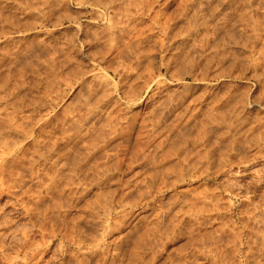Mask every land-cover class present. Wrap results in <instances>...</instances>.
<instances>
[{"label":"rangeland","instance_id":"1","mask_svg":"<svg viewBox=\"0 0 264 264\" xmlns=\"http://www.w3.org/2000/svg\"><path fill=\"white\" fill-rule=\"evenodd\" d=\"M146 1L147 0H145V2ZM212 1H214V2H212ZM217 1L218 0H216V1L215 0H148L149 3L148 2H146L147 4L144 3L147 6L144 5L143 13L141 14V16L136 17V18L134 17L135 19L132 21L133 23H135L134 25L137 24L136 28L138 27L137 29L140 30V33L142 34V32H143V34H144V35L142 34L143 37L141 35H139V39H140V41L142 40V38H143V40L145 39L144 41H142V42H145V44L143 43L144 45L142 44L143 45L142 46L141 43H139L142 47H140V45H139L138 49L136 50V52L134 54L131 51L129 53L128 48H126V50H128V51H126L124 49L125 52L123 51L124 52L123 55L122 54L117 55V51L114 50L109 55L115 57L117 62H115V60L114 61L112 60V59H114L113 57L110 58L111 56L110 57L108 56L107 57L108 59L106 58L103 62L101 61V63H99V60H101L100 55H99V54H101V52L99 53V51L102 50V52L103 51L106 52V49H101L102 46H103L102 48H106V46H104L102 40L100 39L101 36L103 35V33H105L103 31L104 30L103 26L106 23L105 22L106 19L105 18L103 19V17H98L96 15L97 11L98 12L101 11L98 8H95L92 5L90 6V4H87V3H85V4L80 3L78 1L80 3L79 4L75 0H23V1L22 0H15V1L14 0H0V32H2V30L5 33L7 32L6 34L0 33L1 34L0 35V50H1L0 51V55H1L0 60L2 61V62L0 61V82H1L0 87L1 86L3 87V83H2L3 81H1V80L4 79L5 80L4 82L6 83L5 90L7 89V91H9V92L5 91L7 94L5 96V99H6V97H8L11 94L7 98L9 100V102L7 104H9L11 102L10 103L11 105H8V106L10 107V109L12 111H10V109H7L8 111H10V112L15 111L14 113H17V110L20 109L18 106L23 102L24 104L23 103L22 104L25 105V107L21 104L23 107L22 113H25V114L27 113L28 115H31L32 113L38 112V114L36 113L37 115L41 114V116H39V118L37 117L36 114H34V116H33V118L35 116L37 117L38 124L42 123V121H44V119L46 120L47 118L53 117L54 115L56 116V114H57L56 118L58 120L59 119L61 120L60 117L67 118L68 116H72V113L76 114L75 111L78 110L77 107L79 108L80 107L79 105H81L79 103H83L84 100L87 98L86 96L88 93V89L92 84H94L95 79L99 78V77L103 79L104 77H106L105 79H106L107 86H105V87L103 86L104 87L103 89L106 90L104 92V94L108 95V96H106V98H104L105 95H102V98H104V99L101 98V100H100L102 107L105 105L104 109L102 107L101 108L106 113H102L103 115L101 114V116L99 115L100 120L98 119L99 118L98 117L93 121L94 123L92 122L94 124V127L97 125V123L99 124L94 128V129H96L95 130L96 132H97L98 127H101L100 130L103 129L102 131L104 132L105 140H103L104 142L100 141L98 143V145H100L99 146L100 149L97 152H95L94 155L96 156L95 159H97L98 161L99 160L101 161V162L99 161L100 163L106 162L108 164H112V162H113V164H117L118 170H117V172L114 173V176H113L114 178L112 177L113 179L111 178L107 182L108 184L105 183L98 188L93 187V186L89 187V190L87 189L83 193L84 195H82L80 200L77 202V204H78L77 207L74 208L72 206L68 209L69 212L66 211V212H68L66 214L68 216L67 219L70 217H75L79 214L81 215V212H82V211H80L81 207H82L81 205L84 206V204L88 202V199L89 200L91 199L90 201L92 202V199L95 198L97 200L99 198L98 196L100 194H101L100 195V197H101L102 194L104 195V194H106V192H108V193L110 192V194H112V195L114 194V197L115 196L118 197V195H120V194L122 195V194L128 193L127 195L126 194L124 195V197L125 196L128 197V198L126 197L127 200L125 199L126 204L123 208L120 209L124 213V214L121 213L123 215V217L121 215L120 217H122V218H120V220H119L122 225L121 224H120V226L116 225L117 229H116V226H114L115 228L112 227L113 230L111 228L110 230L109 229L105 230L106 232L101 231V230L95 231V232H97L96 237L99 236V238H97V240H98L97 246L99 248H103V249H101V251L98 250V253H97L95 258H97L98 255L101 258L104 256L106 258L105 253H107L108 259L106 258V261H107L106 264H109V262H111L112 260H114L113 262H115V261L117 262V255H115L116 256V258H115V256H113V254H114L113 252H115L114 247L117 244L116 242H118V241L122 242L121 245H123L120 248L121 250H119L121 252V254L119 253L120 255L118 256L119 259L122 258V260H120L121 264H149V262H150V264H205L204 263V254H203L204 253V246L202 244L204 241L207 242L208 240L211 239V238L209 239V236H207V234H209L210 237H213V239H211V242H210L212 244H209V241L207 242L209 245H211L210 247H212L214 244L216 245V243L218 242L216 246L214 245L215 247L218 246L217 248H219L217 250H218V255H219L218 260L219 259L220 260L217 262L220 263V261L223 258H225L223 260H225L226 263H225V261L222 260L220 264H230V262H227L233 257V252H231L232 250H230L229 253L227 252L229 250L228 246L230 245L229 240L227 241V239H230L229 238L230 237V229L233 230L232 227H234V226H237V227H234V229L235 228L237 230L243 229L240 225L242 218H245L246 216L250 218L251 217L250 213L252 214V217L249 220V224L254 228L256 227L255 228L256 233H253V236L255 235L254 236L255 238L252 236L253 244L255 241H256L255 242L256 244L255 245L252 244V247L253 248L255 247V248L254 249L252 248V250L250 252L255 256L258 252V250L257 251L255 250L256 247L258 246V248H259L260 245L262 243H264V240H262V238H264V236H262V235H264V233H262V232H264V231H260V230L264 229V227H262V226H264V221H262V220H264V218H262V216H264V212L259 213L260 211H264V210H262V209H264V208H262V207H264V183L257 182L258 176L260 174L264 173V172H262V171H264V132H261V130H257V129H254L255 131L249 130L246 127V123H248L249 121H253L254 118L255 119L253 122H255V120H258L259 118H260L259 121H261V122L264 121V105H261L260 106L261 108L256 105V103H257L256 101H258L260 99L256 100L254 103V100L259 97V96L257 97L256 95L260 94V90H259V87L257 85V82L251 77L252 71H251V68H250L248 61L246 59V54H245V50H244L245 47L243 46V44H241L243 41H245V39L243 38L244 35L241 34L240 32H237L238 33L237 34L235 32V30H230L232 28V26H227L225 29H220L219 28L220 25H218V24H211L212 26L209 25L210 27L209 26L208 27L210 29L207 27L206 30H208V31H204V33H200L199 35H201V36L196 35L195 37L198 36L197 38H195V37L187 38L183 34V33L187 32V29L185 27L189 26V23H187V22H188V20H191V17H197V18H198V16L200 17L202 15V12H205V10L208 9L209 4H216L215 2H217ZM242 1L243 0H241V1L236 0V2H239L240 4L242 3ZM245 1H248V0H244L243 2H245ZM249 1L248 2L250 4V6H252V7H250V8L248 7V9H251L254 14H260V13L264 12V5H261V4H264V0H249ZM181 2H182V4L183 3L184 4L182 5ZM48 5H52L53 9L51 12L52 13L54 12V13L53 14L51 13L50 21L45 23L44 26L40 25L38 23V19L35 20V17L31 18V16H29V15H31V13L33 11L34 12H36L37 10L39 11L40 7L43 10ZM124 6L126 7V2H124L123 7ZM150 6H151V9H150ZM5 7H7V8H5ZM147 7L150 10V12H149V10H147ZM129 8L131 11L134 9L133 7H129ZM41 9H40V11H41ZM197 9H200V11ZM29 11H30V13H29ZM79 11H80V13H79ZM57 12H58V14H57ZM134 12L136 13L137 11L133 10V12H131V13H134ZM147 12H149V15ZM158 12L163 13L162 15H164V17L161 14H160L161 15L160 16ZM61 13L63 14V16ZM198 13H201V14L199 15ZM146 15L148 17H146ZM151 15H153L154 17L151 18ZM167 15L170 19L172 17L173 18L175 17V19H176V17H177L178 18L176 20L177 25H175L174 29L170 32L171 34L168 33V35L160 37L158 35L159 33L157 30L161 27V23H162V21H164L165 18H167ZM170 15H172V16L170 17ZM184 15L186 16V18L184 17ZM24 16H25V18H24ZM58 16H60V17L62 16L60 18V21H56ZM135 16H138V15H135ZM142 16H144V17H142ZM179 18H182L184 21L181 22V20ZM175 19H173V20L175 21ZM21 20H25L26 23H25V21H21ZM35 21H37V22H35ZM32 22H34L35 25H34V23L32 24ZM30 23H31V25H33V26H31L32 28L30 27ZM183 23H184V25H183ZM121 25L126 28L125 33L127 35V33H128L127 28L129 29V27L127 26L128 24L127 23L124 24V22H123V24L121 23ZM153 25H155V26L153 27ZM141 30H144V31H141ZM177 30H179V32H177ZM129 31L130 32L128 33L127 37L124 35L125 33L123 34V36L125 37V40H124V37L122 36L125 43H126V39L127 40L130 39L129 34H130V36L132 34V32H131L132 29L131 30L129 29ZM145 34H146V36H145ZM171 35L172 36L175 35L172 38L173 40H171V37H172ZM238 36H240L241 39ZM96 37H98V38L100 37L99 40H98V38L95 39ZM146 37H149V38H146ZM158 37H160L162 39L161 41H163L161 48L159 47L160 46V43H159L160 38L158 39ZM122 38L120 37L121 41L118 38V41H119L118 44H120V43L122 44ZM156 39H158V40H156ZM132 40L130 39V42H132ZM148 40H150V41H148ZM227 40H228V43H227ZM124 41H123V44L125 46ZM128 42H129V40H128ZM65 43L66 44L68 43V44L66 45ZM229 43H231V44H229ZM232 43H234V44H232ZM222 44H223V46H222ZM146 46H148V47H146ZM247 46L249 47V43H247ZM68 47H71V48H68ZM118 47H119V45H118ZM125 47H123V48H125ZM48 49H49V51H48ZM56 49H57V51H56ZM119 50L122 51V48H120ZM138 50H140V51H138ZM143 50H145V51H143ZM46 51H48V53ZM55 51H56V53H55ZM91 51H92V54H91ZM203 51H204V53H203ZM237 51H239V52H237ZM242 51L244 52V54ZM66 52H70V53L67 54ZM113 52H116V53H113ZM123 52H121V53H123ZM69 54H71V55H69ZM139 54L141 55V57ZM136 55L139 56V62H137L136 61L137 59H135V57H134ZM71 56H73V59H71L72 58ZM74 56L76 57V59H74L75 58ZM138 56H136V58H138ZM67 57H69V58L71 57L70 60L67 59ZM49 58H50L51 62H52V59L56 60V62H55L56 73H53V76H55L53 78H52V76H49L50 74L49 75L47 74L48 68L46 67L47 66L46 63L49 61L48 60ZM109 58L111 59L110 62L112 65H110V62L108 61ZM127 59H129V60H127ZM167 59H169V60H167ZM66 60H69L70 62L68 61V63H67ZM76 60H77V62H75ZM31 61H32V63H31ZM57 61L59 62V64ZM73 61L75 62V64L78 63V66H79L81 72L83 73L81 77H79V76L77 77L75 74H73V68H74L72 66V65H74ZM127 61L129 63H127ZM191 61L195 62V64H193ZM51 62H48V64ZM120 62H122V64ZM190 62L192 63L191 65L188 64ZM202 62L203 63L207 62L206 64L208 66L205 63L203 64ZM23 63H25V64L27 63L28 65L26 64V66H25V64H23ZM161 63H163V64L161 65ZM108 64L110 66H108ZM120 64L123 66H121ZM196 64H198V66H196ZM32 65H34V66H32ZM49 65L51 66L52 64H49ZM81 65H83V66H81ZM145 65L147 68L145 67ZM42 66H43V68H42ZM58 66H59V69H57ZM112 66H114V68ZM201 66H202V68H201ZM69 67H72V69ZM115 67H117V68H115ZM122 67H123V69H122ZM185 67H187V68H185ZM199 67L201 68V70H198V69H200ZM117 69H118V71H119V69H120V71H124V69H125L124 72H125V74H128V75L124 74L121 78L118 77L116 74L118 72ZM84 70H85V72H84ZM138 70H140V71H138ZM172 70H174V71H172ZM126 72H128V73H126ZM142 72H144V73H142ZM45 73H46V75H45ZM54 74H56V75H54ZM203 74H205L206 76L205 75L202 76ZM214 74H217L218 76L215 75L216 77H214ZM201 76L205 77V79L201 78ZM2 77H3V79H2ZM206 77H209V78H206ZM47 78L48 79L50 78V79L48 80ZM29 79H31V80H29ZM67 79H69V80H67ZM14 80L16 83L14 82ZM7 81H8V83H7ZM46 82L49 84H47ZM95 87H97L96 83H95ZM34 88H36V89H34ZM108 91H109V94H107ZM225 91H228V92H225ZM234 91H235V94H234ZM29 92H30V94H29ZM44 92L46 93V95ZM229 92L230 93L232 92V94H234V95L237 94V96L238 95L240 96L242 94V96L244 97L243 107L241 108L242 112H244L242 114H244V115L241 118L239 117L241 120L239 118L238 119L234 118L236 116H234L235 114H234V112H232L233 111L232 106L230 108L231 104L228 105L229 103L225 100L226 97L228 98ZM246 93H248V94H246ZM99 94H100V92H99ZM99 94L97 93V95H99ZM16 95L18 97H21L22 99L16 97ZM224 95H226V96H224ZM255 96H256V98H255ZM12 98H15V99H12ZM253 98H254V100H253ZM18 99L21 103L18 101ZM105 99H106V101H104ZM107 99H108V102H107ZM13 100L14 101L16 100L15 101L16 104H18V103H20V104H18V106L15 107V104L14 105L12 104V103H15ZM38 100L40 101V103ZM95 100H96V98H95ZM109 100H110V102H109ZM252 100H253V102H252ZM33 101H34V103H33ZM93 101H94V99H93ZM27 102H28V104H27ZM35 102H36V104H35ZM105 103H110V105L109 104L106 105ZM160 103H162V104H160ZM26 104H27V106H26ZM37 105H38V107H37ZM226 105H228V106H226ZM75 106H77V107H75ZM195 108H196V110H195ZM13 109H14V111H13ZM29 109L30 110L33 109L35 112L33 110L30 111ZM46 109H48V110H46ZM28 110L30 112H28ZM103 110L101 112H103ZM157 110H159V111H157ZM43 111H44V113H43ZM200 111H202V112H200ZM67 113H70V114H67ZM108 113L110 116V117H108L109 121L107 118H104L105 117L104 114L107 115ZM27 114H26V116H27ZM66 114H67V116H66ZM213 114H214V116H213ZM229 114H231V115H229ZM245 115L247 118L244 117ZM112 116H113V118H112ZM218 116L222 119V125L220 123L221 119ZM231 116H233V117H231ZM80 117H81V121H82V119H84L83 118L84 116H80ZM148 117H150L151 119ZM243 118H244L245 124L243 122ZM50 119H52V118H50ZM184 119L186 122L184 121ZM229 119H231V120H229ZM235 119L237 120L238 123H234V122H236V121H234ZM98 120H99V122H98ZM153 120H154V122H153ZM215 120L218 122H216ZM35 121H37V120L36 119L33 120L34 123H35ZM228 121H231V123L233 122V124H231L230 122L228 123ZM82 122H84V120ZM152 123H154L156 125V127L152 126ZM197 123H199V124H197ZM38 124H34V126H36ZM234 124L235 125L238 124V126L236 125L237 127H235ZM239 124L240 125L242 124V126H240ZM39 125H41V124H39ZM115 125H116V127H115ZM233 125L235 128L233 127ZM113 126L115 128H113ZM206 127H207V130H206ZM203 128H205V129L203 130ZM199 129H200V131H199ZM152 130H153V132H152ZM107 131H108V133H107ZM233 132L234 133L236 132L237 134L235 133V135H234ZM241 132H244V133H241ZM181 133H182V135H181ZM252 133H254V134H252ZM143 135H145V136L143 137ZM209 135H210V137H209ZM206 137L208 138V140L206 139ZM29 139H30L29 137H26L25 142L29 141ZM213 139H214V141H213ZM203 140L204 141L206 140L208 143L206 141L204 142ZM248 141H250V142H248ZM158 142H159V144H158ZM229 142H230V144H229ZM257 143H259V144H257ZM118 146H119V148H118ZM154 146H156V147L154 148ZM192 146H193V148H192ZM137 147H138V149H137ZM240 151H242V152H240ZM194 152H196L197 154ZM166 153L168 156L165 155ZM101 154L103 155V157ZM188 154L190 156H192L193 158L194 157L195 158L193 159L192 157H189ZM187 155L189 157V158H187L188 160L186 159ZM236 155H238V156H236ZM107 156H110V157H107ZM182 156H183V158H182L183 161L181 159ZM196 156L198 157L197 158L198 160L196 159ZM201 156H203V157H201ZM162 158H163V160H162ZM201 158H204V159L201 160ZM179 159H181V160H179ZM185 159H186V161L184 162ZM232 159H233V161H232ZM91 160H94V157H91ZM115 160L117 162H115ZM131 161H132V163H131ZM162 161H164V162H162ZM180 161H182V162H180ZM197 161H199V162L197 163ZM152 162H154V163H152ZM175 162H177L178 165L182 163L183 166H185L187 168H188V165H190L189 167L190 168L192 167L193 168L192 170H194V172L189 168L190 170L188 169L187 171H185L183 173V176L175 183V185L170 186L168 184L167 185L168 187H166V185L162 186L163 185V183H161L162 180L167 181L170 177L173 176V170H176V168L179 167L177 165V163H175ZM187 162H189L188 165L186 164ZM213 163H215L216 165ZM173 166H174V168H173ZM175 166H178V167L175 168ZM201 166L202 167L204 166L202 168L204 170H202V171H200ZM171 167L173 168V170ZM135 170H136V172H135ZM137 170H138V172H137ZM167 170L168 171L170 170V171L168 172ZM139 171L140 172L142 171V172L140 173ZM151 171H153V172H151ZM205 171H207V172H205ZM192 173H194L195 175ZM144 175H145V177H144ZM168 175H172V176L167 177ZM145 178H146V180H145ZM149 179L150 180L152 179V180L150 181ZM170 179L168 181H170ZM86 180L85 181L82 180V181L86 182ZM82 181L79 184L80 186L78 185L79 187L85 186V183L83 184ZM230 181H232V182H230ZM144 182H146L148 184V186H150V188L148 187V189H150V190L149 191L146 190L148 192V194H147V192H145V189H147V188L146 187L144 188V186L146 185ZM157 185L158 186L160 185L159 186L160 188ZM227 186H229V187L231 186V187L229 188ZM260 186H261V188H260ZM105 187H107V188H105ZM195 187L198 189H195ZM130 189L132 191H129ZM112 191H114V192H112ZM189 192L192 195H190ZM134 193H135V195H134ZM137 193H139V194H137ZM198 193L201 194L202 196L199 195ZM97 194H99V195H97ZM136 194H137V196H136ZM203 194H205V196ZM194 195L196 197H194ZM84 196L86 197V200H85ZM95 196L98 198H96ZM209 196H211L212 198ZM2 197H0V203H1L0 204V206H1L0 207V214L1 215L3 214L5 217L3 215L0 216V220H3V219L5 220L6 216H9V217H7L8 219H6V220H9V218H12L11 219L12 221L10 223L12 225V228H10V227L8 228L9 230L6 234L7 237L5 236L6 241H5V239H3L4 237H2V239L4 240V242L6 244H8L10 246L11 244H9V242L11 239H13V240L16 239V241L21 242L22 236L21 235L19 236V234H21V231L23 232L25 230V228H27L25 230V232L29 233V235L31 234L32 231H35V230H34V228L32 230V227L29 224V220H27L26 216L22 215V212L20 211V209L17 210L18 206H16L15 204H12V202H13V200H11L12 198L11 199L9 197L7 198V196H5V195ZM204 197L205 198L208 197L209 199L207 200V198L205 199ZM210 198L212 199V201L214 200L213 201L214 203L211 202ZM217 198H218V200H217ZM7 199H9V200H7ZM183 200H185V201H183ZM229 200H230V202H229ZM7 201H9V202H7ZM83 202H84V204H81ZM167 202H169V203H167ZM255 202H256V204H255ZM9 203H11L12 205ZM4 204H5V206H4ZM205 204L209 208L206 207ZM164 205H165V208H164ZM197 205H199V206H197ZM217 205H218V207L222 206L221 207L222 209L220 208L221 209L220 210L217 207ZM78 206L80 209L78 208ZM210 206H211V208H210ZM185 207H186V210H185ZM201 207H203V208H201ZM199 208L202 209V211ZM205 208L207 210L210 209L209 210L210 212H205L206 211ZM216 208H217V210H216ZM130 209H132V211ZM223 209H225V210L223 211ZM212 210H213V212H211ZM251 210L253 213L251 212ZM254 210H255V212H254ZM168 211H169V213H168ZM185 211H186V213H185ZM221 211H222V213H221ZM242 211H243V213H241ZM204 212H205V214H204ZM245 212L247 214H245ZM256 212L258 213V215H261V216L259 217ZM76 213H77V215H76ZM172 213H173V215H172ZM219 213L222 215H220ZM224 213H226L225 214L226 217H224ZM254 213L256 214V216L258 218L256 216L255 217L253 216ZM177 214H178V216H177ZM214 214H216V215L219 214V216L218 215L215 216ZM69 215H71V216H69ZM201 216L202 217L206 216L208 218L200 219ZM172 217H174V218H172ZM253 217H254V219H253ZM260 218H261V221H259ZM223 219H225V220H223ZM213 220H215L217 222H215ZM27 221H28V223H27ZM96 221H97V219H96ZM173 221H175V223ZM200 221H202V222H200ZM208 221H210V222H208ZM81 222H83V221H81ZM196 222H198V223H196ZM205 222H207V223H205ZM228 222H230L231 225L234 223L235 224L232 225V227H231L230 223H228ZM92 223H90V224H92ZM217 223H220L221 225L217 224ZM222 223H223V225H222ZM227 223H228V225H227ZM90 224H88V225H90ZM197 224H198V226H197ZM29 225H30V227H27ZM82 225H83L85 230H87V231L91 230L89 228L90 226L87 227V224H85V222H83ZM168 225L171 227H169ZM217 225L220 227V229H217V228H219ZM224 225L225 226L227 225L225 227L226 229H224ZM118 226H119V228H118ZM222 226H223V228H222ZM229 226H230V228H228ZM29 228H31V229H29ZM221 228L223 230H221ZM10 229H12V230H10ZM13 229H17V230H15V232H14ZM19 229H20V232L18 233ZM158 229H161V230H158ZM215 229H216V233L223 231L222 236L220 235L222 233H219L220 240H219V238L216 237V235H218V234L215 233ZM29 230L30 231L32 230V231L30 232ZM151 230H153V231H151ZM224 230L225 231L228 230V231L225 232ZM1 231H2V229H0V232ZM9 231H11L10 235H8ZM257 231H259L260 233ZM13 232L16 235H13L12 234ZM95 232H91V233L94 235ZM98 232H100V235ZM228 232H229V234H228ZM11 234H12V236H11ZM17 234H18V236H17ZM35 234H36V232H34V234H32V237L34 239L36 238L37 242H40V240L38 241V239H40V237H38L39 236L38 233L36 234V236H35ZM150 234H151V236H150ZM260 234H262V235H260ZM164 235H166V236H164ZM199 235H200V237H198ZM204 235H205V237H204ZM258 236H260V238ZM16 237L19 238L20 240L19 239L17 240ZM206 237H207V239H206ZM222 237H223V239H226V240L221 241ZM216 238L219 241L216 240ZM45 239L48 240V238H45ZM257 239H258V241H257ZM214 240H215V243H213ZM244 240H245V238L241 239L240 241L238 240L239 244L243 247L245 245ZM57 241L58 240H56V238L53 239L52 241L49 240V245H48V247H46V250L43 252V255H42L43 261H41L40 264H42V262H44V261H45L44 264H49V263L50 264H65L66 262L68 264H70V263L74 264L75 259L73 260L72 256H70V255L68 256V255H66V253H62V251L58 250L59 245H57L58 244ZM136 241H138V242H136ZM157 241H160V242H157ZM46 242H48V241H46ZM10 243H13L15 245L18 242L15 243V241L13 242L11 240ZM123 243H126V244H123ZM14 245H11L9 247L10 250L8 249L9 250V256H10V254H12V255L14 254V253H11L16 249V245L15 246ZM42 246L43 245H41V247ZM160 246H162V247H160ZM104 247L106 248V250ZM221 247H224V248H221ZM225 247H227V249ZM11 248H13V249H11ZM107 249H108V252H107ZM220 249L221 250L225 249L224 250L225 253L223 251H221ZM230 249H231V247H230ZM149 250L151 253L149 252ZM71 251L76 252L73 249H71ZM102 251H104L105 253ZM219 251H221L222 253L220 252V254H219ZM29 252H30V250L28 251V253ZM226 252H227V254H226ZM99 253H101V254L104 253V255L102 254V256H101V254H99ZM61 254H63V256ZM130 254H131V256H130ZM222 254H224L225 257ZM229 254H231V255L228 257L227 255H229ZM134 255H136V256H134ZM65 256H66V258H65ZM220 256L221 257L223 256V257L221 258ZM237 257L239 260L237 259ZM67 258L69 259V262H68ZM212 258H214V257H212ZM233 258L231 260H234V262H236V263H237V261L240 262V259H242L241 256H238V253H236V257H233ZM94 259H93V261H94ZM110 259H111V261H109ZM70 260L73 262H71ZM144 260H145V262H144ZM211 260H213V259H211ZM262 261H264V260H262ZM116 262H115V264H116ZM254 262H255L254 260H252V262L249 261L250 264H257L256 262L255 263ZM243 263H244V260H243ZM0 264H4V261L0 260Z\"/></svg>","mask_w":264,"mask_h":264},{"label":"bare ground","instance_id":"2","mask_svg":"<svg viewBox=\"0 0 264 264\" xmlns=\"http://www.w3.org/2000/svg\"><path fill=\"white\" fill-rule=\"evenodd\" d=\"M15 1V0H14ZM23 1V0H22ZM76 2H80V3H87V4H90V6L92 5L93 7L95 8H98L99 10L101 11H97L96 12V15L98 17H103V19L105 18L106 19V23L104 24L103 26V31L105 33H103V35L101 36V40L104 44V46H106V48H102L101 49H106V52H102L99 51V53L101 52L100 55V59L99 60V63H101V61L103 62L108 56L110 57L112 53V51H117V55L119 54H124V49L126 50V48H128L129 50V53L130 51L133 52V54L136 52V50L138 49L139 47V43H141V45L145 42H142L144 41L143 38L142 40L140 41L139 39V35L142 36V34L140 33V30H138L136 28V25H134L135 23H133L132 21L136 18V17H139L141 16V14L143 13V9H144V5L147 6L146 2H148V0L145 2V0H75ZM216 1V0H215ZM241 1V0H240ZM244 1V0H243ZM240 4L239 2H236V0H218L217 2H215L216 4H209L208 6V9L205 10V12H202V15L198 18L197 17H191V20H188L187 23H189V26L185 27L187 29V32L183 33L187 38H191V37H195L196 35H199L200 33H204V31H208L206 30L207 27L211 24H218L220 25V29H225L227 26H232V28L230 30H235V32H240L241 34H243V38L245 39V41H243L241 44H243V46L245 47V54H246V59L248 61V64L251 68V77L257 82V85L259 87V90H260V94L259 95H256L258 98L254 100V103L256 100L257 103L256 105L258 107H260L261 105H264V12L260 13V14H254L252 12L251 9H248V7H252L250 6L249 2L248 1H245ZM28 2V1H27ZM74 2V1H73ZM78 2V3H79ZM124 2H126V7L124 6L123 7V4ZM187 2V1H186ZM190 2V1H189ZM214 2V1H212ZM31 3V2H30ZM35 3V2H34ZM57 3V2H56ZM79 3V4H80ZM146 3V4H144ZM149 3V2H148ZM211 3V2H210ZM21 4V3H20ZM182 4V2H181ZM184 4V3H183ZM182 4V5H183ZM192 4V3H191ZM200 4V3H199ZM198 4V5H199ZM24 5V4H23ZM33 5V4H32ZM53 5V4H52ZM52 5H48L45 9H39V11L37 10L36 12H32L31 15V18L35 17V20L38 19V23L40 25H43L45 23H47L48 21H50V16H51V11H52ZM64 5V4H63ZM261 5H264V4H261ZM78 6V5H77ZM189 6V5H188ZM3 7V6H2ZM58 7V6H57ZM64 7V6H63ZM129 7H133L134 11H137L136 13H131L133 12V10L131 11ZM196 7V6H195ZM7 8V7H5ZM35 8V7H34ZM44 8V7H43ZM56 8V7H55ZM185 8V7H184ZM255 8V7H254ZM97 9V10H98ZM146 9V8H145ZM150 9H151V6H150ZM147 10L148 7H147ZM146 10V11H147ZM200 11V9H197ZM2 11V10H1ZM4 11V10H3ZM54 11V10H53ZM198 11V12H199ZM254 11V10H253ZM63 12V11H62ZM150 12V10H149ZM149 12L148 15H149ZM30 13V11H29ZM54 13V12H53ZM52 13V14H53ZM80 13V11H79ZM87 13V12H86ZM159 13V12H158ZM175 13V12H174ZM27 14V13H26ZM58 14V12H57ZM62 14V13H61ZM102 14V15H101ZM152 14V13H151ZM162 15L163 13H159V15ZM166 14V13H165ZM199 15L201 13H198ZM6 15V14H5ZM23 15V14H22ZM135 15H138V16H135ZM160 15V16H161ZM179 15V14H178ZM11 16V15H10ZM63 16V14H62ZM61 16V17H62ZM68 16V15H67ZM66 16V17H67ZM164 17V15H162ZM172 15H170L171 17ZM182 16V15H181ZM190 16V15H189ZM13 17V16H12ZM60 16H58L57 20L56 21H60ZM135 17V18H134ZM144 17V16H142ZM146 17H148L146 15ZM150 17V16H149ZM154 17L153 15H151V18ZM159 17V16H158ZM166 17V16H165ZM184 17L186 18V16L184 15ZM18 18V17H17ZM25 18V16H24ZM68 18V17H67ZM160 18V17H159ZM168 18V19H167ZM167 18L164 19V21H162L161 23V27L157 30L158 31V35L161 37V36H165V35H168V33H170L175 25H177V22L176 20L178 19L176 17L173 18L175 19V21L171 18L168 17L167 15ZM189 18V17H188ZM187 18V19H188ZM19 19V18H18ZM95 19V18H94ZM154 19V18H153ZM182 21H184L182 18H179ZM190 19V18H189ZM34 20V19H33ZM152 20V19H151ZM21 21H25V20H21ZM140 21V20H139ZM173 21V22H172ZM187 21V20H186ZM37 22V21H35ZM128 24L127 26L129 27V29L131 30L132 29V34L130 36L129 34V37L130 39L132 40V42H130V39L129 42L128 40L126 39V43H125V37L123 36V34L126 32V28L124 26L121 25V23L123 24ZM126 22V23H125ZM26 23V21H25ZM29 23V22H28ZM34 22H32L33 24ZM38 24V25H39ZM35 25V23H34ZM184 25V23H183ZM193 25V26H192ZM33 26L31 25L30 23V27ZM99 26V25H98ZM155 25H153L154 27ZM181 26V25H180ZM212 26V25H211ZM140 27V26H139ZM147 27V26H146ZM210 27V26H209ZM208 27V28H209ZM32 28V27H31ZM100 28V27H99ZM156 28V27H155ZM184 28V29H185ZM129 29L127 28V31L128 33L130 32ZM143 29V28H142ZM210 29V28H209ZM212 29V28H211ZM152 30V29H151ZM215 30V29H214ZM217 30V29H216ZM141 31H144V30H141ZM185 31V30H184ZM100 32V31H99ZM148 32V31H147ZM177 32H179V30H177ZM214 32V31H213ZM219 32V31H218ZM1 34L4 33L6 34L5 32H0ZM91 33V32H90ZM128 33L126 35V33L124 34L126 37L128 36ZM0 34V35H1ZM92 34V33H91ZM171 34V33H170ZM182 34V35H183ZM238 34V33H237ZM39 35V34H38ZM71 35V34H70ZM98 35V34H97ZM144 35V34H143ZM211 35V34H210ZM221 35V34H220ZM225 35V34H224ZM231 35V34H230ZM229 35V36H230ZM233 35V34H232ZM236 35V34H235ZM87 36V35H86ZM122 36L124 37V40L122 38ZM146 36V34H145ZM149 36V35H148ZM172 36V35H171ZM175 36V35H174ZM172 36L171 37V40H173L172 38L174 37ZM179 36V35H178ZM201 36V35H199ZM205 36V35H204ZM120 37L122 38V44H123V41L125 43V46L124 44L121 45L118 44V38L119 40L121 41ZM128 37V38H129ZM143 37V36H142ZM158 37V39L160 38ZM198 37V36H197ZM195 37V38H197ZM206 37V36H205ZM228 37V36H227ZM233 37V36H232ZM240 37V36H238ZM12 38V37H11ZM88 38V37H87ZM98 37H96L95 39H97ZM98 38V40H99ZM145 38V37H144ZM146 38H149V37H146ZM207 38V37H206ZM89 39V38H88ZM156 39V40H158ZM175 39V38H174ZM194 39V38H193ZM233 39V38H232ZM241 39V37H240ZM42 40V39H41ZM87 40V39H86ZM97 40V41H98ZM154 40V39H153ZM162 39L160 38L159 40V43H160V48H161V45L163 44V41H161ZM167 40V39H166ZM195 40V39H194ZM199 40V39H198ZM202 40V39H201ZM150 41V40H148ZM38 42V41H37ZM44 42V41H43ZM158 42V41H157ZM150 43V42H149ZM226 43V42H225ZM227 43H228V40H227ZM247 43H249V47L247 46ZM43 44V43H42ZM66 44V43H65ZM68 44V43H67ZM66 44V45H67ZM143 44V45H144ZM231 44V43H229ZM234 44V43H232ZM240 44V43H239ZM4 45V44H3ZM62 45V44H61ZM64 45V44H63ZM122 48V51L119 50L120 48ZM140 45V47H142ZM22 46V45H21ZM47 46V45H46ZM57 46V45H56ZM88 46V45H87ZM122 46V47H121ZM155 46V45H154ZM153 46V47H154ZM192 46V45H191ZM223 46V44H222ZM241 46V45H240ZM7 47V46H6ZM25 47V46H24ZM63 47V46H62ZM65 47V46H64ZM74 47V46H73ZM125 47V48H123ZM148 47V46H146ZM5 48V47H4ZM49 48V47H48ZM56 48V47H55ZM68 48H71V47H68ZM241 48V47H240ZM7 49V48H6ZM51 49V48H50ZM131 49V50H130ZM142 49V48H141ZM150 49V48H149ZM176 49V48H175ZM243 49V48H242ZM75 50V49H74ZM126 50V51H128ZM156 50V49H155ZM212 50V49H211ZM1 51V50H0ZM49 51V49H48ZM48 51H46L48 53ZM57 51V49H56ZM55 51V53H56ZM124 51V52H123ZM140 51V50H138ZM145 51V50H143ZM152 51V50H151ZM4 52V51H3ZM14 52V51H13ZM64 52V51H63ZM123 52V53H121ZM153 52V51H152ZM165 52V51H164ZM239 52V51H237ZM243 52V51H242ZM15 53V52H14ZM54 53V54H55ZM67 54L70 53V52H66ZM113 53H116V52H113ZM140 53V52H139ZM143 53V52H142ZM149 53V52H148ZM204 53V51H203ZM12 54V53H11ZM21 54V53H20ZM43 54V53H42ZM51 54V53H50ZM91 54H92V51H91ZM96 54V53H95ZM132 54V53H131ZM138 54V53H137ZM241 54V53H240ZM244 54V52H243ZM41 55V54H40ZM71 55V54H69ZM126 55V54H125ZM140 55V54H139ZM143 55V54H142ZM147 55V54H146ZM203 55V54H202ZM1 56V55H0ZM15 56V55H14ZM60 56V55H59ZM68 56V55H67ZM132 56V55H131ZM138 56V55H136ZM136 61L139 62V56ZM152 56V55H151ZM150 56V57H151ZM175 56V55H174ZM182 56V55H181ZM205 56V55H204ZM238 56V55H237ZM241 56V55H240ZM48 57V56H47ZM52 57V56H51ZM57 57V56H56ZM55 57V58H56ZM72 57V58H71ZM70 58L73 59V56H71ZM75 57V56H74ZM113 56H111L110 58H112ZM141 57V55H140ZM143 57V56H142ZM146 57V56H145ZM149 57V56H148ZM239 57V56H238ZM15 58V57H14ZM21 58V57H20ZM63 58V57H62ZM69 57H67V59L70 60ZM109 58V62H110V59ZM114 59H112L113 61L115 59V57H113ZM132 58V57H131ZM190 58V57H189ZM202 58V57H201ZM240 58V57H239ZM12 59V58H11ZM33 59V58H32ZM37 59V58H36ZM35 59V60H36ZM40 59V58H39ZM43 59V58H42ZM57 59V58H56ZM76 59V57L74 58ZM99 59V58H98ZM108 59V58H107ZM199 59V58H198ZM238 59V58H237ZM13 60V59H12ZM29 60V59H28ZM31 60V59H30ZM47 60V59H46ZM45 60V61H46ZM49 61L48 62H51L50 61V58L48 59ZM61 60V59H60ZM69 60H66V62L68 63ZM121 60V59H120ZM129 60V59H127ZM132 60V59H131ZM169 60V59H167ZM1 61V60H0ZM37 61V60H36ZM59 61V60H58ZM57 61V62H58ZM107 61V60H106ZM112 61V62H113ZM124 61V60H123ZM152 61V60H151ZM222 61V60H221ZM2 62V61H1ZM12 62V61H11ZM18 62V61H17ZM20 62V61H19ZM39 62V61H38ZM43 62V61H42ZM48 62L46 63L47 64V74L49 76H53V73H56L55 71V68H56V60L55 59H52V62L49 63V64H52L51 66L48 64ZM70 62V61H69ZM77 62V60L75 61ZM75 62L73 61L74 65H72L74 68H73V74H75L77 77H81L82 76V72L78 66V63L75 64ZM125 62V61H124ZM131 62V61H130ZM147 62V61H146ZM164 62V61H163ZM183 62V61H182ZM192 62V61H191ZM188 63V64H195V62H192V63ZM32 63V61H31ZM30 63V64H31ZM108 63V62H107ZM122 64V62H120ZM127 63H129L127 61ZM134 63V62H133ZM143 63V62H142ZM185 63V62H184ZM203 63V62H202ZM205 63V62H204ZM203 63V64H204ZM207 63V62H206ZM205 63V64H206ZM25 64V63H23ZM27 64V63H26ZM25 64V66H26ZM29 64V65H30ZM59 64V62H58ZM65 64V63H64ZM120 64V65H121ZM163 63H161L162 65ZM168 64V63H167ZM187 64V65H188ZM15 65V64H14ZM20 65V64H19ZM28 65V64H27ZM45 65V64H44ZM62 65V64H61ZM71 65V64H70ZM110 65L111 62H110ZM108 64V66H110ZM116 65V64H115ZM114 65V66H115ZM130 65V64H129ZM169 65V64H168ZM189 65V66H190ZM207 65V64H206ZM11 66V65H10ZM23 66V65H22ZM34 66V65H32ZM63 66V65H62ZM69 66V65H68ZM83 66V65H81ZM114 66H112L114 68ZM118 66V65H117ZM123 66V65H121ZM135 66V65H134ZM193 66V65H192ZM196 66H198V64H196ZM200 66V65H199ZM208 66V65H207ZM29 67V66H28ZM40 67V66H39ZM45 67V66H44ZM90 67V66H89ZM137 67V66H136ZM146 67V65H145ZM169 67V66H168ZM167 67V68H168ZM183 67V66H182ZM194 67V66H193ZM205 67V66H204ZM21 68V67H20ZM31 68V67H30ZM43 68V66H42ZM41 68V69H42ZM72 69V67H69ZM117 68V67H115ZM132 68V67H131ZM147 68V67H146ZM187 68V67H185ZM189 68V67H188ZM200 68V67H199ZM202 68V66H201ZM198 69V70H201ZM57 69H59V66L57 67ZM56 69V70H57ZM121 69V68H120ZM118 71L117 69V76L118 77H122L124 74H125V69L124 71ZM123 69V67H122ZM130 69V68H129ZM170 69V68H169ZM206 69V68H205ZM14 70V69H13ZM20 70V69H19ZM83 70V69H82ZM167 70V69H166ZM175 70V69H174ZM172 70V71H174ZM226 70V69H225ZM232 70V69H231ZM21 71V70H20ZM67 71V70H66ZM87 71V70H86ZM127 71V70H126ZM140 71V70H138ZM146 71V70H145ZM169 71V70H168ZM179 71V70H178ZM191 71V70H190ZM210 71V70H209ZM220 71V70H219ZM30 72V71H29ZM44 72V71H43ZM85 72V70H84ZM203 72V71H202ZM207 72V71H206ZM245 72V71H244ZM12 73V72H11ZM128 73V72H126ZM144 73V72H142ZM147 73V72H146ZM214 73V72H213ZM229 73V72H228ZM71 74V73H70ZM69 74V75H70ZM88 74V73H87ZM176 74V73H175ZM174 74V75H175ZM186 74V73H185ZM202 74V73H201ZM219 74V73H218ZM225 74V73H224ZM234 74V73H233ZM232 74V75H233ZM238 74V73H237ZM38 75V74H37ZM36 75V76H37ZM46 75V73H45ZM47 75V76H48ZM56 75V74H54ZM61 75V74H60ZM125 75H128V74H125ZM145 75V74H144ZM148 75V74H147ZM205 74H203L202 76H204ZM218 76L217 74H214V77ZM220 75V74H219ZM227 75V74H226ZM243 75V74H242ZM241 75V76H242ZM6 76V75H5ZM4 76V77H5ZM8 76V75H7ZM92 76V75H91ZM106 76V75H105ZM169 76V75H168ZM173 76V75H172ZM176 76V75H175ZM199 76V75H198ZM201 78H204L205 77H202ZM206 76V75H205ZM209 76V75H208ZM221 76V75H220ZM238 76V75H237ZM65 77V76H64ZM63 77V78H64ZM99 77V76H98ZM140 77V76H139ZM194 77V76H193ZM210 77V76H209ZM209 77H206V78H209ZM15 78V77H14ZM30 78V77H29ZM45 78V77H44ZM51 78V77H50ZM49 78V79H50ZM71 78V77H70ZM106 77H104L103 79L102 78H94L95 81H94V84H92L89 89H88V93H87V98L84 100L83 103H79L81 105H79L80 107L78 108L77 106V109L75 112L76 114L72 113V116H68L67 118H63V117H60L61 120L57 119L56 116L54 115L53 117H50V118H47L46 120L44 119V121H42V123H39L41 125L38 124V119L37 117L39 118L40 115H37L38 112H35L33 109H29L30 111H34L35 113H32L31 115H28L27 113V116L25 113H22V105L23 104L19 101L20 104L18 106V104H16V100L14 101L15 103H12L13 105L15 104V107H19L20 109L17 110V113H14V109L13 111L14 112H10L12 111L10 109V107L8 105H11L10 103L7 104L9 102V100L7 99L8 97H6L5 99V96L7 95L5 91H7V89L5 90L6 88V83L4 82L5 80H1L3 81V87L1 86L0 87V197L2 196H7V198L9 197L11 200H13L12 204H15L17 207V210L20 209V211L22 212V215L26 216L27 220H29V224L31 225L32 227V230L34 228L35 231H30L31 234L29 235V233H26L25 230L27 228H25V230L22 232L21 231V234H19V236L21 235V242L19 241H16V239H11L13 242L15 241V244L16 245V249L11 252V253H14L13 255L10 254L9 256V247L11 245H14L13 243H10L11 244L10 246L8 244H6L4 242L3 239H5V236L8 232V228H12V225L10 224L11 223V219L12 218H9V220H6L8 219L7 217L9 216H6L5 220H0V229H2V231L0 232V260H3L4 261V264H40L41 261H43L42 259V255H43V252L46 250V247H48L49 245V240L52 241L53 239L56 238V240H58V250L62 251V253H66V255H70L73 257V260L75 261L74 264H106V258H107V253H105L106 255V258L105 256L104 257H99V255L96 257L97 253H98V250L101 251V249L103 248H99L97 245H98V240L96 237V233L95 231H98V230H101V231H105V230H110L112 227L116 226V225H119L121 224V222L119 221L120 218L123 217L122 214L123 211H121L120 209L123 208L126 204L125 202V199L127 196L124 197V195L126 194H120L118 195V197H114V194H110V192H106V194H102V196L100 197L99 195L97 200L95 199H92V202L88 199V202L84 204L81 203V204H84L83 205H79L81 207V215H76L75 217H70L67 219V213L69 212L68 209L70 207H74L76 208L77 207V202L80 200V198L82 197V195H84L83 193L88 189L89 190V187L93 186V187H100L102 186L103 184L107 183L113 176H114V173L117 172L118 170V166L117 164H108L106 162H102L100 163L97 159H95V152H97L99 149H100V145H98V143L101 141V142H104L103 140H105V135H104V132L102 130H100L101 127H98L97 129V132L95 131L96 129H94L97 125H99L97 123V125L94 127V120L96 118H98L100 120V116L102 113H106L103 109H104V106L102 107L101 105V98H102V95H105L104 92L106 90H104L103 88L105 86H107V83H106ZM145 78V77H144ZM180 78V77H179ZM200 78V79H201ZM48 79V78H47ZM48 79V80H49ZM55 79V78H54ZM62 79V78H61ZM85 79V78H84ZM123 79V78H122ZM136 79V78H135ZM198 79V78H197ZM203 79V80H204ZM241 79V78H240ZM10 80V79H9ZM20 80V79H19ZM31 80V79H29ZM36 80V79H35ZM38 80V79H37ZM69 80V79H67ZM74 80V79H73ZM199 80V79H198ZM209 80V79H208ZM11 81V80H10ZM85 81V80H84ZM83 81V82H84ZM153 81V80H152ZM15 82V80H14ZM22 82V81H21ZM38 82V81H37ZM71 82V81H70ZM87 82V81H86ZM1 83V82H0ZM8 83V81H7ZM16 83V82H15ZM43 83V82H42ZM47 83V82H46ZM62 83V82H61ZM95 83L97 85V87H95ZM144 83V82H143ZM45 84V83H44ZM49 84V83H47ZM129 84V83H128ZM131 84V83H130ZM224 84V83H223ZM2 85V84H1ZM12 85V84H11ZM19 85V84H18ZM225 85V84H224ZM16 86V85H15ZM34 86V85H33ZM104 86V87H103ZM190 86V85H189ZM222 86V85H221ZM227 86V85H226ZM229 86V85H228ZM231 86V85H230ZM27 87V86H26ZM46 87V86H45ZM95 87V88H94ZM3 88V89H2ZM18 88V87H17ZM20 88V87H19ZM225 88V87H224ZM245 88V87H244ZM9 89V88H8ZM11 89V88H10ZM15 89V88H14ZM36 89V88H34ZM46 89V88H45ZM185 89V88H184ZM233 89V88H232ZM247 89V88H246ZM20 90V89H19ZM38 90V89H37ZM42 90V89H41ZM44 90V89H43ZM52 90V89H51ZM24 91V90H23ZM26 91V90H25ZM4 92V93H3ZM9 92V91H7ZM47 92V91H46ZM100 92V94H99ZM225 92H228V91H225ZM243 92V91H242ZM45 93V92H44ZM97 93L99 95H97ZM107 93V92H106ZM30 94V92H29ZM39 94V93H38ZM109 94V91L108 93ZM134 94V93H133ZM234 94H235V91H234ZM232 94V92L228 93V98L226 97V101L229 103L228 105H230V108L232 106V109L234 112V118H241L243 117L244 112H242V107H243V102H244V97L242 96V94L239 96L234 95ZM248 94V93H246ZM4 95V96H3ZM18 95V94H17ZM16 95V97H18ZM46 95V93H45ZM97 95V96H96ZM13 96V95H12ZM106 96L108 95H105L104 98H106ZM203 96V95H202ZM226 96V95H224ZM255 96V98H256ZM14 97V96H13ZM213 97V96H212ZM18 98H21V97H18ZM27 98V97H26ZM30 98V97H29ZM48 98V97H47ZM96 98V100H95ZM100 98V99H99ZM102 98V99H104ZM12 99H15V98H12ZM17 99V98H16ZM22 99V98H21ZM25 99V98H24ZM49 99V98H48ZM94 99V101H93ZM111 99V98H110ZM133 99V98H132ZM250 99V98H249ZM252 99V98H251ZM8 100V101H7ZM32 100V99H31ZM37 100V99H36ZM82 100V99H81ZM181 100V99H180ZM194 100V99H193ZM219 100V99H218ZM252 100V102H253ZM23 101V100H22ZM39 101V100H38ZM103 101V100H102ZM106 101V99L104 100ZM201 101V100H200ZM37 102V101H36ZM35 102V104H36ZM107 102H108V99H107ZM110 102V100H109ZM157 102V101H156ZM155 102V103H156ZM174 102V101H173ZM34 103V101H33ZM40 103V101H39ZM54 103V102H53ZM165 103V102H164ZM199 103V102H198ZM28 104V102H27ZM26 104V106H27ZM106 105H110V103H105ZM162 104V103H160ZM215 104V103H214ZM224 104V103H223ZM12 105V106H13ZM30 105V104H29ZM28 105V106H29ZM41 105V104H40ZM209 105V104H208ZM220 105V104H219ZM226 105V106H228ZM25 107V105H23ZM214 106V105H213ZM245 106V105H244ZM9 107V108H8ZM38 107V105H37ZM36 107V108H37ZM103 109H102V108ZM118 107V106H117ZM162 107V106H161ZM196 107V106H195ZM200 108V107H199ZM261 108V107H260ZM7 109H10V111H8ZM109 109V108H108ZM168 109V108H167ZM229 109V108H228ZM231 109V110H232ZM28 110V112H30ZM39 110V109H38ZM48 110V109H46ZM103 110V112H101ZM196 110V108H195ZM230 110V111H231ZM107 111V110H106ZM116 111V110H115ZM159 111V110H157ZM162 111V110H161ZM160 111V112H161ZM184 111V110H183ZM207 111V110H206ZM224 111V110H223ZM245 111V110H244ZM257 111V110H256ZM68 112V111H67ZM202 112V111H200ZM208 112V111H207ZM210 112V111H209ZM37 113V114H36ZM44 113V111H43ZM63 113V112H62ZM71 113V112H70ZM70 113H67V114H70ZM115 113V112H114ZM197 113V112H196ZM205 113V112H204ZM256 113V112H255ZM30 114V113H29ZM34 114L37 115V117L33 118ZM65 114V113H64ZM63 114V115H64ZM66 114V116H67ZM74 114V115H73ZM112 114V113H111ZM110 114V115H111ZM154 114V113H153ZM152 114V115H153ZM189 114V113H188ZM232 114V113H231ZM229 114V115H231ZM61 115V114H60ZM100 115V116H99ZM103 115V114H102ZM105 117L104 118H107L110 117L109 116V113L106 115L104 114ZM121 115V114H120ZM151 115V114H150ZM174 115V114H173ZM209 115V114H208ZM248 115V114H247ZM80 116H84L82 119V121L84 120V122L81 121V117ZM107 116V117H106ZM125 116V115H124ZM181 116V115H180ZM214 116V114H213ZM103 117V116H102ZM162 117V116H161ZM189 117V116H188ZM219 117V116H218ZM222 117V116H221ZM233 117V116H231ZM246 117V115L244 116ZM56 118V119H55ZM113 118V116H112ZM150 118V117H148ZM185 118V117H184ZM220 118V117H219ZM223 118V117H222ZM226 118V117H225ZM239 118V119H240ZM247 118V117H246ZM245 118V119H246ZM37 120L35 121V123L33 122V120ZM111 119V118H110ZM115 119V118H114ZM119 119V118H118ZM151 119V118H150ZM187 119V118H186ZM203 119V118H202ZM212 119V118H211ZM221 119V118H220ZM224 119V118H223ZM255 119V118H254ZM253 119V121H254ZM258 119V118H257ZM260 119V118H259ZM258 120H255V122L253 121H249L248 123H246V127L249 129V130H254V129H257V130H261V132H264V121H259ZM41 120V119H40ZM81 122H80V121ZM98 120V122H99ZM102 120V119H101ZM105 120V119H104ZM117 120V119H116ZM115 120V121H116ZM158 120V119H157ZM177 120V119H176ZM207 120V119H206ZM231 120V119H229ZM241 120V119H240ZM109 121V119H108ZM114 121V122H115ZM152 121V120H151ZM156 121V120H155ZM185 121V119H184ZM211 121V120H210ZM216 121V120H215ZM225 121V120H224ZM234 123H238L237 120L235 119ZM40 122V121H39ZM93 122V123H92ZM111 122V121H110ZM144 122V121H143ZM154 122V120H153ZM157 122V121H156ZM186 122V121H185ZM218 122V121H216ZM231 123V121H228V123ZM242 122V121H241ZM243 122L245 124V121H244V118H243ZM91 123V124H90ZM104 123V122H103ZM159 123V122H158ZM221 125H222V119L220 121ZM224 123V122H223ZM33 124V125H32ZM34 124H38L36 126H34ZM152 123V126L156 127V125ZM167 124V123H166ZM186 124V123H185ZM199 124V123H197ZM233 124V122L231 123ZM107 125V124H106ZM113 125V124H112ZM171 125V124H170ZM184 125V124H183ZM204 125V124H203ZM226 125V124H225ZM235 125V124H234ZM233 125V127H234ZM238 126V124H236ZM235 125V127H237ZM240 125V124H239ZM143 126V125H142ZM179 126V125H178ZM205 126V125H204ZM242 126V124L240 125ZM116 127V125H115ZM113 126V128H115ZM141 127V126H140ZM153 127V128H154ZM177 127V126H176ZM200 127V126H199ZM217 127V126H216ZM215 127V128H216ZM232 127V126H231ZM234 127V128H235ZM244 127V126H243ZM137 128V127H136ZM162 128V127H161ZM214 128V129H215ZM241 128V127H240ZM145 129V128H144ZM170 129V128H169ZM205 128H203L204 130ZM211 129V128H210ZM114 130V129H113ZM138 130V129H137ZM159 130V129H158ZM206 130H207V127H206ZM205 130V131H206ZM246 130V129H245ZM248 130V131H249ZM256 130V131H257ZM99 131V132H98ZM136 131V130H135ZM144 131V130H143ZM149 131V130H148ZM167 131V130H166ZM188 131V130H187ZM200 131V129H199ZM202 131V130H201ZM226 131V130H225ZM255 131V130H254ZM153 132V130H152ZM162 132V131H161ZM164 132V131H163ZM180 132V131H179ZM189 132V131H188ZM207 132V131H206ZM214 132V131H213ZM219 132V131H218ZM250 132V131H249ZM56 133V134H55ZM108 133V131H107ZM112 133V132H111ZM178 133V132H177ZM228 133V132H227ZM231 133V132H230ZM234 133V132H233ZM236 133V132H235ZM234 133V135H235ZM241 133H244V132H241ZM212 134V133H211ZM224 134V133H223ZM237 134V133H236ZM254 134V133H252ZM109 135V134H108ZM117 135V134H116ZM182 135V133H181ZM188 135V134H187ZM244 135V134H243ZM126 136V135H125ZM130 136V135H129ZM134 136V135H133ZM145 135H143L144 137ZM176 136V135H175ZM203 136V135H202ZM207 136V135H206ZM245 136V135H244ZM252 136V135H251ZM258 136V135H257ZM256 136V137H257ZM26 137H29V141H26L25 142V138ZM109 137V136H108ZM210 137V135H209ZM115 138V137H114ZM148 138V137H147ZM146 138V139H147ZM236 138V137H235ZM234 138V139H235ZM239 138V137H238ZM237 138V139H238ZM150 139V138H149ZM202 139V138H201ZM205 139V138H204ZM206 139L208 140V138L206 137ZM244 139V138H243ZM141 140V139H140ZM165 140V139H164ZM170 140V139H169ZM211 140V139H210ZM219 140V139H218ZM221 140V139H220ZM236 140V139H235ZM250 140V139H249ZM255 140V139H254ZM185 141V140H184ZM204 141V140H203ZM206 141V140H205ZM204 141V142H205ZM214 141V139H213ZM225 141V140H224ZM230 141V140H229ZM243 141V140H242ZM246 141V140H245ZM121 142V141H120ZM178 142V141H177ZM207 142V141H206ZM234 142V141H233ZM241 142V141H240ZM250 142V141H248ZM257 142V141H256ZM151 143V142H150ZM167 143V142H166ZM203 143V142H202ZM208 143V142H207ZM124 144V143H123ZM159 144V142H158ZM215 144V143H214ZM226 144V143H225ZM230 144V142H229ZM236 144V143H235ZM254 144V143H253ZM259 144V143H257ZM102 145V144H101ZM172 145V144H171ZM250 145V144H249ZM217 146V145H216ZM224 146V145H223ZM228 146V145H227ZM256 146V145H255ZM103 147V146H102ZM156 146H154L155 148ZM159 147V146H158ZM168 147V146H167ZM196 147V146H195ZM242 147V146H241ZM261 147V146H260ZM116 148V147H115ZM114 148V149H115ZM119 148V146H118ZM117 148V149H118ZM136 148V147H135ZM143 148V147H142ZM166 148V147H165ZM193 148V146H192ZM223 148V147H222ZM225 148V147H224ZM138 149V147H137ZM141 149V148H140ZM150 149V148H149ZM157 149V148H156ZM162 149V148H161ZM168 149V148H167ZM171 149V148H170ZM186 149V148H185ZM197 149V148H196ZM220 149V148H219ZM227 149V148H226ZM187 150V149H186ZM185 150V151H186ZM247 150V149H246ZM245 150V151H246ZM252 150V149H251ZM122 151V150H121ZM136 151V150H135ZM143 151V150H142ZM184 151V152H185ZM193 151V150H192ZM176 152V151H175ZM190 152V151H189ZM197 152V151H196ZM194 152V153H196ZM221 152V151H220ZM242 152V151H240ZM255 152V151H254ZM103 153V152H102ZM108 153V152H107ZM172 153V152H171ZM193 153V154H194ZM257 153V152H256ZM132 154V153H131ZM190 154V153H189ZM188 154V155H189ZM197 154V153H196ZM219 154V153H218ZM226 154V153H225ZM102 155V154H101ZM134 155V154H133ZM158 155V154H157ZM166 156L167 153L165 154ZM181 155V154H180ZM183 155V154H182ZM186 157L189 158V157H192L189 155V157ZM204 155V154H203ZM115 156V155H114ZM184 156V155H183ZM183 156L181 157V159L183 158ZM238 156V155H236ZM91 157H94V160H91ZM103 157V155H102ZM107 157H110V156H107ZM117 157V156H116ZM136 157V156H135ZM170 157V156H169ZM177 157V156H176ZM203 157V156H201ZM114 158V157H113ZM130 158V157H129ZM155 158V157H154ZM179 158V157H178ZM193 158V157H192ZM195 158V157H194ZM193 158V159H194ZM198 157L196 156V159ZM212 158V157H211ZM93 159V158H92ZM99 159V158H98ZM179 159V160H181ZM186 159L184 160V162L186 161ZM204 158H201V160H203ZM255 159V158H254ZM97 160V161H96ZM132 160V159H131ZM136 160V159H135ZM163 160V158H162ZM188 160V159H187ZM198 160V159H197ZM211 160V159H210ZM220 160V159H219ZM222 160V159H221ZM150 161V160H149ZM153 161V160H152ZM183 161V159H182ZM180 161V162H182ZM200 161V160H199ZM197 161V163L199 162ZM233 161V159H232ZM115 162H117L115 160ZM130 162V161H129ZM164 162V161H162ZM172 162V161H171ZM201 162V161H200ZM205 162V161H204ZM208 162V161H207ZM125 163V162H124ZM132 163V161H131ZM130 163V164H131ZM154 163V162H152ZM177 163V162H175ZM189 162H187L186 164L188 165ZM194 163V162H193ZM202 163V162H201ZM253 163V162H252ZM138 164V163H137ZM170 164V163H169ZM182 164V163H181ZM177 163V165L179 166H175L178 167L176 168V170H173V176L172 175H168L167 177L169 176H172L170 177V181H164L162 180L161 183H163L162 186H165L168 187L167 185L169 184L170 186L171 185H175V183L183 176V173L185 171H187L190 167V165H188V168L183 166V164L181 165ZM207 164V163H206ZM205 164V165H206ZM215 164V163H213ZM222 164V163H221ZM233 164V163H232ZM195 165V164H194ZM197 165V164H196ZM204 165V166H205ZM216 165V164H215ZM223 165V164H222ZM239 165V164H238ZM259 165V164H258ZM148 166V165H147ZM170 166V165H169ZM200 166V165H199ZM203 166V167H204ZM214 166V165H213ZM230 166V165H229ZM127 167V166H126ZM156 167V166H155ZM167 167V166H166ZM195 167V166H194ZM201 166V170H204L202 169L203 168ZM206 167V166H205ZM217 167V166H216ZM233 167V166H232ZM170 168V167H169ZM215 168V167H214ZM255 168V167H254ZM260 168V167H259ZM124 169V168H123ZM127 169V168H126ZM131 169V168H130ZM146 169V168H145ZM191 170L193 169L192 167L190 168ZM189 169V170H190ZM206 170V169H205ZM243 170V169H242ZM164 171V170H163ZM168 171V170H167ZM166 171V172H167ZM170 171V170H169ZM168 171V172H169ZM194 172V170H192ZM213 171V170H212ZM136 172V170H135ZM138 172V170H137ZM140 172V171H139ZM142 172V171H141ZM140 172V173H141ZM153 172V171H151ZM172 172V171H171ZM170 172V173H171ZM191 172V171H190ZM198 172V171H197ZM207 172V171H205ZM215 172V171H214ZM237 172V171H236ZM264 172V171H262ZM144 173V172H143ZM163 173V172H162ZM199 173V172H198ZM216 173V172H215ZM229 173V172H228ZM241 173V172H240ZM169 174V173H168ZM194 174V173H192ZM258 174V173H257ZM188 175V174H187ZM191 175V174H190ZM189 175V176H190ZM195 175V174H194ZM197 175V174H196ZM200 175V174H199ZM198 175V176H199ZM116 176V175H115ZM229 176V175H228ZM141 177V176H140ZM139 177V178H140ZM145 177V175H144ZM149 177V176H148ZM222 177V176H221ZM114 178V177H113ZM112 178V179H113ZM131 178V177H130ZM138 178V179H139ZM87 179V180H86ZM199 179V178H198ZM231 179V178H230ZM82 180H86V182H83ZM128 180V179H127ZM137 180V179H136ZM146 180V178H145ZM150 180V179H149ZM152 180V179H151ZM150 180V181H151ZM225 180V179H224ZM247 180V179H246ZM81 181L83 182V184L85 183V186H81L79 187ZM256 181V180H255ZM111 182V181H110ZM126 182V181H125ZM229 182V181H228ZM232 182V181H230ZM234 182V181H233ZM246 182V181H245ZM251 182V181H250ZM257 182L259 183H264V173L260 174L257 178ZM256 182V183H257ZM146 185L144 186V188L146 187L147 189H145V192H147L146 190H150L148 189V187L150 188V186H148V184L146 182H144ZM159 183V182H158ZM235 183V182H234ZM108 184V183H107ZM154 184V183H153ZM231 184V183H230ZM249 184V183H248ZM79 185V186H78ZM161 185V184H160ZM159 185V186H160ZM229 185V184H228ZM116 186V185H115ZM122 186V185H121ZM143 186V185H142ZM141 186V187H142ZM158 186V185H157ZM158 186V187H159ZM199 186V185H198ZM201 186V185H200ZM236 186V185H235ZM248 186V185H247ZM246 186V187H247ZM156 187V186H155ZM229 187V186H227ZM231 187V186H230ZM229 187V188H230ZM107 188V187H105ZM116 188V187H115ZM143 188V187H142ZM160 188V187H159ZM213 188V187H212ZM215 188V187H214ZM261 188V186H260ZM153 189V188H152ZM158 189V188H157ZM194 189V188H193ZM195 189H198L195 187ZM204 189V188H203ZM206 189V188H205ZM95 190V189H94ZM109 190V189H108ZM137 190V189H136ZM182 190V189H181ZM190 190V189H189ZM213 190V189H212ZM238 190V189H237ZM129 191H132L131 189ZM128 191V192H129ZM155 191V190H154ZM180 191V190H179ZM103 192V191H102ZM114 192V191H112ZM134 192V191H133ZM183 192V191H182ZM242 192V191H241ZM257 192V191H256ZM101 193V192H100ZM104 193V192H103ZM116 193V192H115ZM123 193V192H122ZM130 193V192H129ZM140 193V192H139ZM137 193V194H139ZM142 193V192H141ZM144 193V192H143ZM201 193V192H200ZM95 194V193H94ZM128 194V193H127ZM126 194V195H127ZM132 194V193H131ZM136 194V196H137ZM146 194V193H145ZM144 194V195H145ZM148 194V192H147ZM154 194V193H153ZM184 194V193H183ZM190 194V192H189ZM199 194V193H198ZM259 194V193H258ZM135 195V193H134ZM133 195V196H134ZM143 195V196H144ZM178 195V194H177ZM192 195V194H190ZM201 195V194H199ZM205 196V194H203ZM210 195V194H209ZM212 195V194H211ZM236 195V194H235ZM130 196V195H129ZM139 196V195H138ZM141 196V195H140ZM198 196V195H197ZM202 196V195H201ZM85 197V196H84ZM147 197V196H146ZM185 197V196H184ZM190 197V196H189ZM193 197V196H192ZM194 197H196L194 195ZM211 197V196H209ZM3 198V197H2ZM128 198V197H127ZM183 198V197H182ZM201 198V197H200ZM199 198V199H200ZM205 198V197H204ZM207 200L209 199L208 197H206ZM205 198V199H206ZM212 198V197H211ZM210 198V199H211ZM214 198V197H213ZM184 199V198H183ZM215 199V198H214ZM9 200V199H7ZM85 200H86V197H85ZM127 200V199H126ZM181 200V199H180ZM188 200V199H187ZM191 200V199H190ZM189 200V201H190ZM201 200V199H200ZM218 200V198H217ZM222 200V199H221ZM83 201V200H82ZM185 201V200H183ZM188 201V202H189ZM210 201V200H209ZM208 201V202H209ZM214 201V200H213ZM212 199H211V202H213ZM223 201V200H222ZM226 201V200H225ZM253 201V200H252ZM9 202V201H7ZM81 202V201H80ZM129 202V201H128ZM136 202V201H135ZM230 202V200H229ZM166 203V202H165ZM169 203V202H167ZM190 203V202H189ZM197 203V202H196ZM214 203V202H213ZM217 203V202H216ZM249 203V202H248ZM251 203V202H250ZM1 204V203H0ZM8 204V203H7ZM11 204V203H9ZM11 204V205H12ZM160 204V203H159ZM164 204V203H163ZM219 204V203H218ZM224 204V203H223ZM247 204V203H246ZM256 204V202H255ZM259 204V203H258ZM128 205V204H127ZM168 205V204H167ZM185 205V204H184ZM192 205V204H191ZM190 205V206H191ZM200 205V204H199ZM197 205V206H199ZM251 205V204H250ZM261 205V204H260ZM5 206V204H4ZM78 206V208H79ZM187 206V205H186ZM193 206V205H192ZM191 206V207H192ZM196 206V205H195ZM206 207H208L206 204H205ZM1 207V206H0ZM15 207V206H14ZM167 207V206H166ZM189 207V206H188ZM218 207V205H217ZM222 207V206H221ZM221 207H218L219 209ZM250 207V206H249ZM255 207V206H254ZM257 207V206H256ZM163 208V207H162ZM164 208H165V205H164ZM183 208V207H182ZM181 208V209H182ZM198 208V207H197ZM196 208V209H197ZM203 208V207H201ZM209 208V207H208ZM211 208V206H210ZM247 208V207H246ZM259 208V207H258ZM264 208V207H262ZM2 209V208H1ZM80 209V208H79ZM125 209V208H124ZM123 209V210H124ZM190 209V208H189ZM192 209V208H191ZM200 209V208H199ZM206 209V208H205ZM222 209V208H221ZM220 209V210H221ZM249 209V208H248ZM254 209V208H253ZM14 210V209H13ZM16 210V209H15ZM16 210V211H17ZM132 211V209H130ZM177 210V209H176ZM180 210V209H179ZM185 210H186V207H185ZM202 211V209H200ZM210 210V209H209ZM209 210L206 209L205 212H210ZM217 210V208H216ZM225 209H223L224 211ZM257 210V209H256ZM264 210V209H262ZM68 211V212H66ZM174 211V210H173ZM181 211V210H180ZM189 211V210H188ZM227 211V210H226ZM250 211V210H249ZM2 212V211H1ZM4 212V211H3ZM7 212V211H6ZM19 212V211H18ZM129 212V211H128ZM160 212V211H159ZM190 212V211H189ZM204 212V214H205ZM213 212V210L211 211ZM215 212V211H214ZM228 212V211H227ZM234 212V211H233ZM247 212V211H246ZM245 212V214H247ZM252 212V210H251ZM255 212V210H254ZM264 211H260L259 213H262ZM5 213V212H4ZM17 213V212H16ZM122 213V214H121ZM127 213V212H126ZM130 213V212H129ZM169 213V211H168ZM186 213V211H185ZM184 213V214H185ZM203 213V212H202ZM218 213V212H217ZM222 213V211H221ZM239 213V212H238ZM243 213V211L241 212ZM249 213V212H248ZM253 213V212H252ZM257 213V212H256ZM8 214V213H7ZM75 214V213H74ZM73 214V215H74ZM159 214V213H158ZM179 214V213H178ZM177 214V216H178ZM182 214V213H181ZM220 214V213H219ZM219 214H217L219 216ZM226 213H224V217H226L225 215ZM228 214V213H227ZM232 214V213H231ZM3 215V214H2ZM0 214V216H2ZM18 215V214H17ZM72 215V214H71ZM69 215V216H71ZM122 215V217H120ZM130 215V214H129ZM161 215V214H160ZM173 215V213H172ZM211 215V214H210ZM215 216H217L216 214H214ZM222 215V214H220ZM230 215V214H229ZM249 215V214H248ZM258 215V213H257ZM4 216V215H3ZM169 216V215H168ZM250 216L252 217V214L250 213ZM253 216L255 217L256 214L254 213ZM259 217L261 215H258ZM5 217V216H4ZM3 217V218H4ZM182 217V216H181ZM195 217V216H194ZM230 217V216H229ZM250 217V218H251ZM253 217V219H254ZM257 217V216H256ZM164 218V217H163ZM174 218V217H172ZM202 218H208L206 216H201L200 219ZM213 218V217H212ZM211 218V219H212ZM219 218V217H218ZM217 218V219H218ZM231 218V217H230ZM249 217H245V218H242V221H241V227L243 229L241 230H237L236 228L234 229V227H237V226H234L232 227V224L230 222V225L232 227L233 230L230 229V239H227V241L229 240V243L230 245L228 246V253L230 250H232L231 252H233V257H236V253H238V256H241L242 259H240V262L237 261L234 262V260H229L227 262H230V264H250V262H252V260H254L257 264H264V243H262L260 245V247L258 248V246L256 247V251L258 250L257 254L254 256L250 251L252 250V244H253V241H252V236H253V233H256L255 232V228L252 227L250 224H249V220H250ZM258 218V217H257ZM262 218H264V216H262ZM97 219V221H96ZM167 219V218H166ZM199 219V218H198ZM161 220V219H160ZM163 220V219H162ZM189 220V219H188ZM206 220V219H205ZM216 220V219H215ZM213 220V221H215ZM219 220V219H218ZM221 220V219H220ZM225 220V219H223ZM230 220V219H229ZM233 220V219H232ZM85 222V224H87V227L90 226L89 228L92 230H85L82 223ZM167 221V220H166ZM222 221V220H221ZM236 221V220H235ZM261 221V218L260 220ZM264 221V220H262ZM93 222V223H92ZM128 222V221H127ZM156 222V221H155ZM158 222V221H157ZM175 223V221H173ZM172 222V223H173ZM184 222V221H183ZM182 222V223H183ZM190 222V221H189ZM202 222V221H200ZM210 222V221H208ZM212 222V221H211ZM217 222V221H215ZM214 222V223H215ZM224 222V221H223ZM227 222V221H226ZM234 222V221H233ZM28 223V221H27ZM92 223V224H90ZM133 223V222H132ZM173 223V224H174ZM181 223V222H180ZM198 223V222H196ZM207 223V222H205ZM204 223V224H205ZM227 223V225H228ZM90 224V225H88ZM126 224V223H125ZM152 224V223H151ZM201 224V223H200ZM217 224H220V223H217ZM225 224V223H224ZM27 226V227H30ZM122 225V224H121ZM147 225V224H146ZM221 225V224H220ZM223 225V223H222ZM226 225V226H227ZM25 226V225H24ZM86 226V225H85ZM118 226V228H119ZM161 226V225H160ZM169 226V225H168ZM174 226V225H173ZM198 226V224H197ZM206 226V225H205ZM218 226V225H217ZM224 225V229H226V227ZM137 227V226H136ZM171 227V226H169ZM219 227V226H218ZM264 227V226H262ZM86 228V227H85ZM115 228V227H114ZM133 228V227H132ZM179 228V227H178ZM223 228V226H222ZM221 228V230H223ZM230 228V226L228 227ZM31 229V228H29ZM116 229H117V226H116ZM144 229V228H143ZM153 229V228H152ZM156 229V228H155ZM165 229V228H164ZM217 229H220L217 228ZM7 230V231H6ZM12 230V229H10ZM14 232L15 230L17 229H13ZM22 230V229H21ZM113 230V228H112ZM158 230H161V229H158ZM243 230V231H242ZM245 230V231H244ZM125 231V230H124ZM153 231V230H151ZM168 231V230H167ZM190 231V230H189ZM198 231V230H197ZM220 231V230H219ZM225 231V230H224ZM228 231V230H227ZM225 231V232H227ZM232 231V232H231ZM260 231H264V229L260 230ZM14 232L12 233L13 235H16L14 234ZM17 232V231H16ZM20 232V229L18 231V233ZM34 232H36V234L38 233V237H40V239H38V241L40 240V242H37L36 238L34 239L32 237V234H34ZM91 232H95L94 235L91 233ZM106 232V231H105ZM148 232V231H147ZM208 232V231H207ZM259 232V231H257ZM11 231H9V234L10 235ZM99 235H100V232H98ZM102 233V232H101ZM131 233V232H130ZM155 233V232H154ZM165 233V232H164ZM168 233V232H167ZM215 233H216V229H215ZM219 233H222L220 234L221 236L223 235V231L221 232H218L216 234V237L219 238L220 240V236H219ZM260 233V232H259ZM264 233V232H262ZM11 234V236H12ZM35 234V236H36ZM227 234V233H226ZM229 234V232H228ZM258 234V233H257ZM111 235V234H110ZM158 235V234H157ZM213 235V234H212ZM225 235V234H224ZM262 235V234H260ZM18 236V234H17ZM151 236V234H150ZM155 236V235H154ZM166 236V235H164ZM207 236H209V239H213V237H210L209 234H207ZM219 236V237H218ZM228 236V235H227ZM255 236V235H254ZM253 236V237H254ZM264 236V235H262ZM2 237H4L2 239ZM7 237V236H6ZM14 237V236H13ZM120 237V236H119ZM200 237V235L198 236ZM205 237V235H204ZM203 237V238H204ZM224 237V236H223ZM221 239V241L223 240H226V239ZM226 237V236H225ZM257 237V236H256ZM260 238V236H258ZM11 238V237H10ZM17 238V237H16ZM45 238H48V240H46ZM215 238V237H214ZM216 238V240H218ZM244 247L241 246L239 244V241L241 239H244ZM255 238V237H254ZM262 238V237H261ZM8 239V238H7ZM19 238H17L18 240ZM114 239V238H113ZM116 239V238H115ZM123 239V238H122ZM138 239V238H137ZM144 239V238H143ZM153 239V238H152ZM207 239V237H206ZM211 239L208 240L209 241V244H212L210 243L211 242ZM20 240V239H19ZM36 240V241H35ZM100 240V239H99ZM199 240V239H198ZM218 240V241H219ZM239 240V241H238ZM255 240V239H254ZM261 240V239H260ZM259 240V241H260ZM262 240H264V238H262ZM6 241V239H5ZM48 241V242H46ZM124 241V240H123ZM207 241V242H208ZM213 241V240H212ZM226 241V242H227ZM258 241V239H257ZM119 242V243H118ZM116 242L117 244L115 245L114 247V250L115 252H113V256L117 255V262L116 264H121L120 260L118 258V256L121 254V252L119 250H121V245L122 242L118 241ZM138 242V241H136ZM157 242H160V241H157ZM156 242V243H157ZM197 242V241H196ZM201 242V241H200ZM205 242V241H204ZM203 242V246H204V263L205 264H220L221 261L225 258H223L220 263L217 262L219 261L218 260V250L219 248L215 247L216 245L213 247H210L211 245H209L207 242L204 243ZM225 242V243H226ZM238 242V243H237ZM256 242V241H255ZM254 242L253 245H255L256 243ZM8 243V242H7ZM51 243V242H50ZM215 243V240L214 242ZM223 243V242H222ZM261 243V242H260ZM123 244H126V243H123ZM136 244V243H135ZM139 244V243H138ZM144 244V243H143ZM201 244V243H200ZM221 244V243H220ZM224 244V243H223ZM222 244V245H223ZM239 244V245H238ZM259 244V243H258ZM14 245V246H15ZM41 245H43L41 247ZM106 245V244H105ZM141 245V244H140ZM157 245V244H156ZM126 246V245H125ZM129 246V245H128ZM144 246V245H143ZM146 246V245H145ZM199 246V245H198ZM156 247V246H155ZM162 247V246H160ZM196 247V246H195ZM202 247V246H201ZM220 247V246H219ZM231 247V249H230ZM54 248V247H53ZM105 248V247H104ZM127 248V247H126ZM129 248V247H128ZM157 248V247H156ZM221 248H224V247H221ZM227 249V247H225ZM243 248V249H242ZM251 248V249H250ZM255 248V247H254ZM253 248V249H254ZM9 249V250H8ZM13 249V248H11ZM71 249H73L74 251L76 252H72ZM30 250V252L28 253V251ZM57 250V249H56ZM106 250V248H105ZM126 250V249H125ZM130 250V249H129ZM221 250V249H220ZM225 250V249H224ZM224 250L222 249L221 251L224 252ZM99 251V252H100ZM131 251V250H130ZM219 251V254L220 252ZM255 251V252H256ZM107 252H108V249H107ZM111 252V251H110ZM134 252V251H133ZM146 252V251H145ZM150 252V250H149ZM226 252V254H227ZM230 252V253H231ZM104 253H102L104 255ZM116 253V254H115ZM120 253V254H119ZM132 253V252H131ZM136 253V252H135ZM143 253V252H142ZM151 253V252H150ZM222 253V252H221ZM225 253V252H224ZM101 254V253H99ZM101 254V256H102ZM128 254V253H127ZM185 254V253H184ZM63 256V254H61ZM133 255V254H132ZM224 256V254H222ZM231 254L227 255L228 257L230 256ZM131 256V254H130ZM136 256V255H134ZM222 256V257H223ZM254 256V257H253ZM54 257V256H53ZM133 257V256H132ZM214 257V258H212ZM221 257V256H220ZM221 257V258H222ZM225 257V256H224ZM66 258V256H65ZM69 258V257H68ZM67 258V259H68ZM95 258V259H94ZM101 258V259H100ZM116 258V256H115ZM114 258V259H115ZM142 258V257H141ZM216 258V259H215ZM70 259V258H69ZM69 259H68V262H69ZM94 259V261H93ZM108 259V258H107ZM113 259V258H112ZM135 259V258H134ZM213 259V260H211ZM227 259V258H226ZM234 259V258H233ZM238 259V257H237ZM116 260V259H115ZM141 260V259H140ZM181 260V259H180ZM239 260V259H238ZM243 260H244V263H243ZM21 261V262H20ZM61 261V260H60ZM67 261V260H66ZM71 261V260H70ZM111 261V259L109 260ZM114 260H112L111 262H109V264H115V262H113ZM142 261V260H141ZM225 261V260H223ZM260 261V262H259ZM45 262V261H44ZM44 262H42V264H44ZM73 262V261H71ZM145 262V260H144ZM180 262V261H179ZM198 262V261H197ZM254 262V263H255ZM49 263V262H48ZM67 263V262H66ZM65 263V264H66ZM181 263V262H180ZM226 263V261H225ZM50 264V263H49ZM68 264V263H67ZM71 264V263H70ZM73 264V263H72ZM150 264V262H149Z\"/></svg>","mask_w":264,"mask_h":264}]
</instances>
